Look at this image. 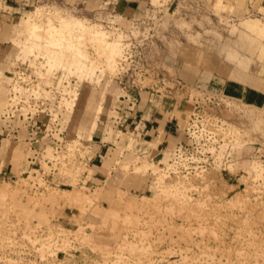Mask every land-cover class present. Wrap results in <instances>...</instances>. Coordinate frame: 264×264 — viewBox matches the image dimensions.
I'll use <instances>...</instances> for the list:
<instances>
[{"label": "rangeland", "instance_id": "374dc122", "mask_svg": "<svg viewBox=\"0 0 264 264\" xmlns=\"http://www.w3.org/2000/svg\"><path fill=\"white\" fill-rule=\"evenodd\" d=\"M108 1L111 0H23L25 4L19 17L9 30H5L9 32L5 44L9 52L1 68L7 72L0 71V113L6 97V87L3 89V86L9 81V73L17 65L30 63L32 59L38 60L39 64L44 59L47 66L46 55L49 57V52L57 51L51 46L52 51H49L50 47L46 50L42 47L41 51L36 48L23 53L24 42L33 36L35 30L63 33L90 69L83 72L85 76L78 78L67 74L64 69L48 66L42 79L43 84H48L49 77L61 75L63 80L74 83L77 100H74L72 114L64 120L63 147L69 150L77 147L79 156L84 155L87 161L72 160L78 164L75 165L77 168L74 164H70L71 168L70 165L62 168L68 166L62 160L63 155L67 161L72 154L67 152V155L61 150L53 175L57 185L34 190L31 183L41 179L39 171L26 166V157L31 154L28 144L22 138L1 141L0 218L6 216L16 220H12L11 225L0 221V264L7 256L17 254L18 249L9 248L5 241L20 231V223L26 228L40 225L61 234L71 231L87 246L85 254L88 257H93L94 253L106 255L113 249L139 255L147 248L132 243L119 244L124 241L127 231L135 226V212L143 209L154 211L158 218L154 224L161 229L153 233V238L168 241L164 248L167 256H180V264H264V164L256 154L245 173L248 149L264 154V108L220 100V118L232 130L234 147L244 145L240 151L245 148L242 153L235 150L234 164L227 173H208L214 192L211 196L206 194L203 199L187 198L184 194L187 188L179 179L166 177L156 160L135 155L133 137L115 132L109 121L116 96L120 93L117 80L122 71L119 68L122 38L127 35L134 38V65L144 66L145 63L148 69L157 73L153 79H144L142 84L159 85L160 78L172 80V77L187 83L190 80L185 79L183 73L195 72L194 75L203 78L213 74L229 75L234 69H242L249 77L264 79V8L247 7V0H174L167 6L164 5L167 0H150L163 7L157 8V13L152 12L148 25L133 27L130 21L110 11L106 5ZM3 8L0 0V9ZM244 17L249 18L241 25ZM65 31L69 33L64 34ZM90 35L101 40L103 43L98 42L101 46L96 45L97 41H89ZM234 77L256 85L245 75ZM168 85L173 88L170 82ZM201 89L199 92L189 90L190 96L214 95L203 87ZM89 92L93 96L87 106L101 103L102 108L89 111L77 105ZM186 94L175 91L181 99ZM186 103L188 107L174 113L179 128L189 112V102ZM210 107L209 102L204 105L208 112ZM96 125L104 128L102 140L112 141L116 149H108L102 157L100 172L106 176L103 184L92 179L93 187H79L76 181L83 176L82 173L86 172L84 179H87L95 170L90 166L93 163L90 162L93 154L89 146L91 140L85 137L83 129L93 131ZM114 132L118 139L113 138ZM173 143L170 142L169 146ZM123 149L127 151L121 152ZM50 155L49 147L41 153V157ZM164 158L166 154L161 161ZM40 166V170L47 171L48 167L42 161ZM110 167L113 172L108 173ZM232 169L238 171L239 176L234 180L230 176L232 179L226 180ZM162 218L165 221H161ZM14 222L17 225L12 226ZM141 235L142 239L147 238L144 233Z\"/></svg>", "mask_w": 264, "mask_h": 264}, {"label": "built area", "instance_id": "2783aa9c", "mask_svg": "<svg viewBox=\"0 0 264 264\" xmlns=\"http://www.w3.org/2000/svg\"><path fill=\"white\" fill-rule=\"evenodd\" d=\"M150 15L137 19L126 18V20L130 21V26L133 27L146 26L151 20ZM133 39L127 35L120 42L119 68L122 71L117 83L126 90L129 87L133 89L148 88L163 96L169 94L171 89H176L175 91L179 93L186 92L187 94L182 99L189 102V112L184 124L181 128L178 126L180 138L173 145L167 147L166 158L164 161L158 159L156 165L166 177H174L182 182L187 188V191L184 192L187 198L203 199L206 194L213 195L214 188L210 184L212 181L208 173H227L229 167L231 168L234 164L235 150L240 151L244 146L234 147L232 130L220 118L219 102L224 100L210 95L190 96L189 90L193 89L199 92L200 89L198 87L190 88L178 80L173 82L160 78L159 85L151 82L142 84L144 79L149 80V77L153 79L155 72L153 69H148L149 67L145 63L144 66L134 65L135 45ZM33 62L35 63H21L14 68L13 72L9 73L5 104L0 113V123L6 125V129L13 128L12 137L14 140L22 138L28 144L31 154L26 157V166L33 171H39L38 177L41 180L31 183V188L38 190L43 186L57 185V182L53 180V175L56 173L57 156L61 150L66 151V154L70 152L69 154H72L70 160L80 163L85 161L86 157L79 156L77 147L74 150L63 147L66 124L64 102L66 99H70L72 93L75 92L73 84L62 78L59 81L55 76L54 78L49 77L48 84H43L44 69L38 60L37 62L33 60ZM170 81L173 88L168 85ZM208 102L212 106L209 112L204 108ZM109 119L112 126H117V132L130 134L133 137L132 150L135 155L140 157L145 154L147 147L136 136L134 126L131 128L126 126L121 114L113 113ZM1 133L2 130H0V136H2ZM20 134L24 136L19 137ZM46 147L51 149V155L50 157H41V153ZM123 151H127V149L121 150V152ZM248 151L245 154L248 163L245 173L252 164L254 154L264 164L263 153L254 151L253 148H249ZM63 156L62 160L67 163L65 154ZM41 161L48 167L47 171L40 170ZM232 171L229 172L226 180L230 176H239L235 169ZM82 175L76 181V185L93 187L89 178L84 179L85 171ZM154 214V211L145 209L136 211L134 214L135 226L127 231L124 241L119 244V246H124L132 243L147 248L145 252L138 253L139 255H131L113 249L106 255L94 253L93 257H88L85 254L87 246L73 232L64 234L57 231L50 232L40 225L30 229L20 223L18 225L20 231L12 237H7L5 241L9 248L18 249L17 254L7 256L3 264H180V256L174 258L167 256L164 248L168 246V241H157L153 238V233L161 229L160 226L154 224L158 222V218ZM12 220L16 219L6 216L0 218V221L7 225H11ZM161 221H165V219L162 218ZM14 225H17L16 222L12 226ZM141 233L147 235V238L142 239Z\"/></svg>", "mask_w": 264, "mask_h": 264}, {"label": "crops", "instance_id": "0c3cea01", "mask_svg": "<svg viewBox=\"0 0 264 264\" xmlns=\"http://www.w3.org/2000/svg\"><path fill=\"white\" fill-rule=\"evenodd\" d=\"M23 0H1L3 9H0V27L5 26L0 30V71L4 74L7 72L5 69H1L5 64L6 55L9 52L7 48L9 35L8 30L14 25V20L19 17L20 9L22 5L25 4ZM174 0H167L164 4L165 6L171 4ZM111 12H116V14L122 18L137 19L152 15V12H158L157 8H162L163 6L154 5L150 0H111L106 2ZM247 7H261L264 8V0H247ZM249 17H244L240 24L242 25L245 19ZM1 29V28H0ZM6 39V40H5ZM234 71V72H233ZM232 74H213L211 77L200 78V75L184 74L183 77L189 82H184L180 78L172 77L171 81H179L185 85H193V87H201L206 89L207 93L215 98H222L223 100H230L239 102L243 106L252 108H264V79L259 76L249 77L241 69H234ZM246 76L251 80L255 81V86L250 85L248 82L245 83L234 76ZM194 76V79H193ZM170 83L172 84V82ZM189 83V84H188ZM118 84V83H117ZM119 85V84H118ZM120 93L116 96V105L112 108V112L116 115H122L124 118V124L128 127H133L136 131V136L138 139L146 145L145 154L142 156L148 157L149 160L162 159L165 154L167 147L170 142H175L179 138L178 133V119L174 115L175 111H180V108L188 107L185 100L181 99L179 96L175 95V90L171 89L169 94L162 95L154 92L151 89H133L127 88L123 89L120 85L118 86ZM177 93V92H176ZM118 111H117V110ZM110 121V119H109ZM110 127L116 132L117 126L114 127L110 124ZM7 126L0 123V130H2V136H0V146L1 141L4 139H13V128L10 127L6 129ZM103 126L96 125L91 133L89 143L90 148L93 150V154L90 156V166L94 167L95 170L90 175L89 180L95 185L92 179H98L101 185L105 181L106 176L100 172L102 166V157H104L108 149H116V145L112 141L102 140L105 137V131ZM114 132V139H118L116 133ZM24 135L20 134L19 137ZM16 141V140H14ZM241 153L243 151H240ZM244 157L243 154H239ZM119 156V155H118ZM140 156V157H142ZM247 161V158H246ZM113 167H110L108 173L113 172ZM10 170V169H9ZM238 173V171H236ZM233 180L235 177H232ZM229 177V179H232ZM148 190V189H146Z\"/></svg>", "mask_w": 264, "mask_h": 264}, {"label": "bare ground", "instance_id": "6f19581e", "mask_svg": "<svg viewBox=\"0 0 264 264\" xmlns=\"http://www.w3.org/2000/svg\"><path fill=\"white\" fill-rule=\"evenodd\" d=\"M119 24V23H118ZM69 32H67V31H65V33L64 34H68ZM81 34H82V32H80ZM112 38H114V40H117L118 42H119V40H118V38L117 37H112ZM96 39V40H95ZM99 40V39H98ZM97 40V38L95 37L94 38V36L93 35H90L89 36V41H91L92 43H95L96 41V45H100V44H98V42H102L101 40H99L98 41ZM78 41L80 42L81 41V38H79L78 39ZM103 43V42H102ZM94 45V44H93ZM51 46H55L56 47V49H55V47H54V50H57V51H52V48H51ZM101 46V45H100ZM119 46H120V43H119ZM23 49H21L22 50V52L23 53H28V52H32L33 50H35L36 48H38V50H40V48H42V47H46L45 48V50L46 49H48L47 47H50L49 49V51H52V52H49L48 50H47V52H49V57H48V55H46L47 56V66H46V62L44 63V59H43V62H41L40 61V64L41 65H43V67H45V72H46V70L48 71V66H50V68L51 67H53V68H58V69H64V71H66L67 72V74H69V73H71V74H74V75H77V77L78 78H82L83 76H85V73H83L84 71H86V70H89L90 68H87L86 66H85V64H84V62H85V60H84V58H83V56L82 55H79L76 51H75V46L71 43V42H68V40H67V37H65L64 35H63V33H60V32H58V31H48V32H44V31H39V30H35L34 31V33H33V36H31V37H29V38H27V40L24 42V44H23ZM102 48V47H101ZM120 49H121V46H120ZM41 51V50H40ZM62 53H61V52ZM63 51H66V52H64L63 53ZM46 52V51H45ZM55 52H57V53H55ZM69 52V53H68ZM51 53H55V54H51ZM23 55V54H22ZM50 55H52L51 57H50ZM32 63H35V62H33V59L32 60H30ZM85 67V69H83ZM54 71V70H53ZM45 72H44V75H45ZM66 72H65V74H66ZM69 72V73H68ZM64 75V74H63ZM73 75V76H74ZM46 76V75H45ZM56 78L59 80V81H61V75H57L56 76ZM97 78H99V75H97ZM100 79V78H99ZM98 79V80H99ZM78 80V79H77ZM87 81H88V79H86ZM90 80V79H89ZM98 80H95V82H97ZM83 82V81H82ZM74 84V83H73ZM90 84V83H89ZM87 86V85H86ZM91 86V85H90ZM4 88L3 89H5V87H6V85L5 86H3ZM75 91V90H74ZM73 92V91H72ZM78 92V91H77ZM76 92H73L72 93V97L70 98V99H66L65 100V102H64V104H65V107H66V112H65V116H64V120H66L67 119V117H69V114H72L71 113V110L73 109V106H75V102H74V100L76 99L77 100V97H75L76 96ZM92 96H93V94H90V92L89 93H87V95L85 96V99L83 100V101H81V103H80V101H79V103L77 104V105H79L81 108L83 107L84 108V110L85 109H87V110H89V111H94V109H97V108H102V105H101V103H98V104H96L95 106L93 105L92 107H89V106H87L88 104H89V102L91 101V99H92ZM85 101H86V103H85ZM88 103V104H87ZM83 110V109H82ZM84 131H85V137H87V138H90L91 137V133H92V131L91 130H89V129H86V128H84L83 129ZM75 146H77V145H75ZM74 149V148H73ZM70 153V152H69ZM67 155H69L68 153H67ZM69 161V162H68ZM70 161H72V160H68V158H67V162L68 163H66V165L68 164V166H65V165H63V167L62 168H66V167H69V165L70 164H74V166L76 165H78V164H75V162H70ZM72 165H70V167L69 168H71V166ZM75 166V167H76ZM73 167V166H72ZM74 167V168H75ZM61 168V169H62ZM77 168V167H76ZM124 168H126L125 166H124ZM123 168V169H124ZM137 169H138V167H137ZM250 169V168H249ZM137 170H135V172H136ZM249 171V170H248ZM138 172V171H137Z\"/></svg>", "mask_w": 264, "mask_h": 264}]
</instances>
